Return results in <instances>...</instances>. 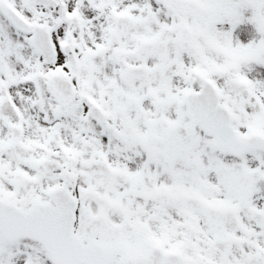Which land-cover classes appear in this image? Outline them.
<instances>
[{"label":"snow or ice","instance_id":"snow-or-ice-1","mask_svg":"<svg viewBox=\"0 0 264 264\" xmlns=\"http://www.w3.org/2000/svg\"><path fill=\"white\" fill-rule=\"evenodd\" d=\"M0 264H264V0H0Z\"/></svg>","mask_w":264,"mask_h":264}]
</instances>
